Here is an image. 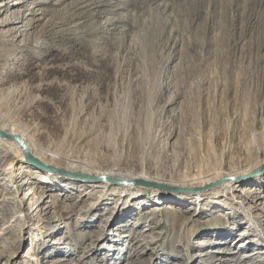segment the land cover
I'll return each mask as SVG.
<instances>
[{"label": "rangeland", "instance_id": "rangeland-1", "mask_svg": "<svg viewBox=\"0 0 264 264\" xmlns=\"http://www.w3.org/2000/svg\"><path fill=\"white\" fill-rule=\"evenodd\" d=\"M23 7L19 23L12 15L0 28V124L26 133L56 166L195 184L236 169L264 136V0ZM13 158L0 141V170L14 181L23 171L20 181H28L0 175V264H264L261 196L209 189L200 204L175 201L184 214H166L163 205L146 214L160 202L143 187L118 219L130 231L126 247L109 258L95 248L119 193ZM44 174L56 181L43 182ZM251 186L264 191L263 182Z\"/></svg>", "mask_w": 264, "mask_h": 264}, {"label": "bare ground", "instance_id": "bare-ground-1", "mask_svg": "<svg viewBox=\"0 0 264 264\" xmlns=\"http://www.w3.org/2000/svg\"><path fill=\"white\" fill-rule=\"evenodd\" d=\"M25 1L26 0H0V28L5 27L9 23L10 17L12 15L13 17L17 16L15 23L20 22L21 14L25 10L24 7L22 8V4ZM9 5H11L12 7H10L9 9H5V8H8ZM27 14L29 15V13ZM0 129L6 133L16 134L20 136L26 145V148L28 151L27 153L29 157L25 156L23 150L14 141L0 139V141L3 142V145L6 146L7 149L10 150V152L13 154V157L16 158V162L18 160H24L28 162L29 160L30 161L33 160L34 163L38 164V165H33V166H35L36 170H38L37 168H39L38 170L39 172H41V170L48 172L45 167L51 166L53 168L61 169L62 171L70 175L71 174L74 175L80 181L92 182V181H89V179L93 180V179H99V178H113V179L125 180L128 182L127 184H110L108 183V181H102V182L95 181V182H92L91 184V186L93 187H99L101 191L103 190V191L113 192L112 194L119 193L116 196L115 202L118 201L120 203L119 200L122 199V202L119 204L120 206L119 207L117 206L118 208L116 207V209H114L113 213L115 214H114L113 221H112V218H110L109 221H104L103 225L105 224V227H104L103 233L101 234L102 235L101 236L102 245H100L101 247L95 248L96 251H103V250H105V252L108 251V254L110 256L109 258H111L112 255H114V253L119 255L118 252L124 250L126 247V244L128 242L127 239L130 238V231L128 232L126 227H124V222H119L120 220L119 218H120V215L123 214L122 212L125 211L126 209H127V212L131 211L132 207H130V205L141 197V194L145 190L143 189V187H150L152 189L154 198L158 202H160L159 204L155 205V207H153L152 209H149L148 211H146V214L160 213L161 212L160 207H159L160 205H163L166 208L165 210L166 214H171V215L184 214L188 210H186L182 206V203H176L175 201L185 202L193 198L195 201H199L197 203L200 204L205 199L204 197L205 195L202 194L200 191L204 192L209 189H213V191L211 192L214 194L213 196L215 195L216 196H227L228 194L230 196H234V192L238 191L243 196H250L251 194H253L259 197L261 196V198L264 199V191L254 192V190L252 189L253 187L252 186L250 187L252 183H256L258 181H260L261 183L262 182L264 183V136L263 135L262 137L256 140V143L251 148V150L248 152L245 158L243 157V158L238 159V161L236 162V169L225 170V171L222 170L219 172L211 171L203 175L202 178L198 181V183L190 184L191 183L190 180H187V182H185V179L183 178H179L175 181H170V180H166L164 178H160L159 176H155V175H148V174H143V173H129V172L117 171L115 169L107 171V172H98L93 169L81 170V169H76L70 166H67V167L66 166L65 167L56 166V164H53L51 160L45 158L39 152L35 151V148L30 143V138L27 136L26 133L21 131L19 128H15L11 126L10 123H3V124H0ZM9 162L10 164H14L12 163L13 162L12 160ZM5 170H0V171H3V173H1L0 175L7 174L10 177L11 175L10 172L8 174V172H5ZM22 173L23 171L13 173L14 174L13 176L17 174L18 178L17 176H15V181H14L11 179L12 178L11 176L10 177L11 181L18 182L17 184L19 185L28 184V181L26 182L20 181V176L23 175ZM26 173H29V172H26ZM48 173L51 174L50 172ZM44 175L40 179V180H43V182H47L48 180L56 181L54 177H51L50 179L49 176H46V175L44 176ZM53 175L66 178V177H63L57 174H53ZM254 176H260V177L253 179ZM222 178H225L226 180L218 185H214L219 179H222ZM245 179L246 180L250 179L251 180L250 183L248 182L247 184H245L246 183ZM239 182H244V183L238 184ZM14 186H17L16 183L14 184ZM165 188H168L166 189L168 192L180 191L181 193L186 192V190L196 188L198 189L197 191L198 193L195 192L196 195H193V196L183 195V194L178 195L174 193L164 192ZM120 196H122V198ZM46 197L47 195H45V198ZM45 198L42 200V204L44 203L49 204L51 201L46 202ZM124 200L125 202L129 201V204L124 203ZM40 210H42V207L40 208ZM108 213L110 214L109 211ZM248 217L251 219V217L253 216L249 213ZM234 220L236 221V219ZM112 222L113 223L117 222V223L115 224V227L113 229L112 228L110 229V227L112 226L108 227L106 223L112 224ZM120 226H123V227H120ZM51 228H52L51 226L48 227V230L50 231ZM147 228H149V226L141 230H146ZM233 238L237 239L238 235ZM233 241L234 240L232 239V242ZM103 246H109V248L104 249Z\"/></svg>", "mask_w": 264, "mask_h": 264}, {"label": "water", "instance_id": "water-1", "mask_svg": "<svg viewBox=\"0 0 264 264\" xmlns=\"http://www.w3.org/2000/svg\"><path fill=\"white\" fill-rule=\"evenodd\" d=\"M0 139L14 141L23 150L25 156L29 157L28 153H27L28 151H27L26 145H25V143L23 142V140L21 139L20 136H18L16 134L6 133V132H4V131H2L0 129ZM29 162L33 163L35 165H38V164L34 163L33 160H31V161L29 160ZM45 168L50 173L57 174V175H60V176L66 177V178H75V179H77L74 175H72V174L70 175L68 173H65L61 169L53 168L51 166H47ZM225 180H226L225 178L219 179L214 185H218V184L224 182ZM89 181H92V182H95V181L96 182L108 181V183H110V184H127L128 183L125 180L113 179V178H99V179H93V180L89 179ZM197 191H198V189L195 188V189L186 190V192H184V193H195ZM176 192H180V191H176Z\"/></svg>", "mask_w": 264, "mask_h": 264}]
</instances>
